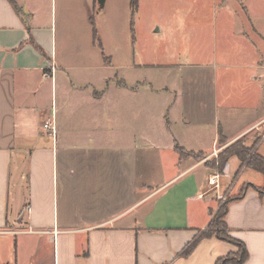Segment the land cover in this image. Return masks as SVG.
Masks as SVG:
<instances>
[{
  "label": "crops",
  "instance_id": "0c3cea01",
  "mask_svg": "<svg viewBox=\"0 0 264 264\" xmlns=\"http://www.w3.org/2000/svg\"><path fill=\"white\" fill-rule=\"evenodd\" d=\"M15 1L27 21L0 0V264H214L234 252L232 243L211 236L181 255L213 210L207 198L216 191L207 167L203 174L198 167L264 125V63L252 37L264 29L256 21L234 29L227 0H173L166 10L156 0H137L135 8L132 0ZM244 1L248 19L264 18ZM142 23L149 38L164 34L147 58L136 36L127 37ZM109 31L115 63L104 47ZM80 40L100 47L99 56L78 57ZM145 70L157 75L145 78ZM143 116L149 122L142 130ZM142 142L162 158L176 156L175 171L156 188L112 212L93 214L89 202L59 212V169L71 179L102 158L91 151L115 149L134 176ZM178 146L203 158L190 163L177 156ZM24 177L25 196L17 188ZM244 182L224 220L246 248L241 264H264V191L255 189L264 188V176Z\"/></svg>",
  "mask_w": 264,
  "mask_h": 264
},
{
  "label": "rangeland",
  "instance_id": "374dc122",
  "mask_svg": "<svg viewBox=\"0 0 264 264\" xmlns=\"http://www.w3.org/2000/svg\"><path fill=\"white\" fill-rule=\"evenodd\" d=\"M156 3H159L162 8L165 10L171 7H174L175 3L173 0H156ZM243 2V5L247 6L244 0H227V16L228 14H232L233 28L241 29L245 24L246 27L250 28V23H258V27L264 29V18H252L248 19V10H243V6L239 3ZM191 3H197L195 0H190ZM252 6L253 13H261L264 11V0H252L250 1ZM192 7H190L191 9ZM219 10V9H218ZM96 13V10L94 14ZM242 15L244 17H242ZM230 16V15H228ZM245 18V19H244ZM158 20V19H157ZM219 20V16L217 18ZM216 20V27H219V22ZM242 22H244L242 24ZM246 22V23H245ZM148 23H142L139 28V34H133V31L130 29L127 30L128 40L133 41L134 36L139 40L141 45V52L144 58L150 56L149 52H157L159 51L158 43L159 38H161L163 34L158 33L154 34L153 39L149 38L145 32L147 29L145 28ZM231 26V24H230ZM232 27V26H231ZM126 28V27H125ZM119 37H126V33L119 32ZM105 36V45L108 46V51H112V55L114 57L113 62L115 63V55L117 56V51H113L116 46V41L112 37V33L106 32ZM254 37V45L256 46L254 52L257 54L258 58L262 57L264 63V32L260 35L253 34ZM262 37V39L260 38ZM127 40V41H128ZM111 47V48H109ZM101 48L95 46V44L86 45L83 40L77 42L76 55L78 57H88L93 58L95 56H99ZM106 52V48L104 49ZM221 51V56L224 55V50ZM231 51L225 50V52ZM248 55V54H247ZM246 55V56H247ZM227 56V54H226ZM224 59V58H222ZM224 61V60H222ZM264 66V64H263ZM186 69V68H184ZM192 72L195 73V69H186L183 72ZM157 72H153V70H145L142 74L143 77L147 78L148 76L157 75ZM264 77V72L262 74ZM142 130L147 126L149 120L146 119L145 116L142 117ZM116 129V128H115ZM116 133L110 137V139L115 138ZM240 145L250 151V155H254L264 159V125L260 128V130L253 133V136L250 139L242 138L238 139ZM110 145H115L117 141H110ZM176 152L178 153V157L189 159L190 163L200 161L203 158L202 152H194L188 151L180 146L176 147ZM221 151L217 152L216 156L212 157L209 160L204 161L202 166L198 167L197 171L205 172V168L208 169V178L211 174L219 175V188H213L212 190L216 191L215 199L210 200L207 198V203L209 206L213 207L211 211V219L215 217L217 212H221L223 206L228 201L232 200L234 197L238 196L242 189L247 186L244 184L245 179L248 176H254L255 178H263V176L256 175L254 171H252L250 166L245 167V164L241 167V162L236 157L232 156L229 159L230 169L227 172V176L224 175V170L219 172L215 169L217 166V156ZM93 154L101 155L102 158L97 160H90L88 162L89 168L87 171L77 172L71 179L66 177L65 174H61L59 169L58 176V210H64L66 207L68 209V204L75 203L77 206L82 203H91V212L93 214L97 211L100 213H104L106 211L112 212L125 206L126 203L132 200V197L136 199V197H143L144 195L150 193V190L156 188L165 178L169 177L173 171H175L174 163H175V155L173 153L165 155V158H162L160 155V151L157 149H150L148 145H145L143 142L140 146V149L137 151V161H136V170L134 176L132 172L129 170L127 160H124L123 163L120 159L121 152L115 149H109L107 151H99L93 150L91 151ZM171 157V160L169 159ZM179 158V159H180ZM249 158V157H248ZM256 158V157H255ZM125 166V170L121 165ZM204 166V167H203ZM214 166V168H213ZM212 167V168H211ZM172 170V171H171ZM69 180V181H68ZM201 181L203 182V178L201 177ZM136 188L134 191H128L130 188ZM212 187V185L210 186ZM18 191L21 192L24 196L26 195L27 188V180L26 177L22 178L20 181V185ZM220 191H219V190ZM218 190V191H217ZM71 200V201H70ZM70 201V202H69ZM25 203V201H24ZM149 203L141 206L140 213L141 219L144 211L149 209ZM100 208V209H97ZM77 214L81 213V209L76 210ZM220 228H222L220 226ZM235 246V245H234ZM238 251V247L236 250L231 253H236Z\"/></svg>",
  "mask_w": 264,
  "mask_h": 264
},
{
  "label": "trees",
  "instance_id": "16d2710c",
  "mask_svg": "<svg viewBox=\"0 0 264 264\" xmlns=\"http://www.w3.org/2000/svg\"><path fill=\"white\" fill-rule=\"evenodd\" d=\"M97 1L99 5L103 3V0H97ZM8 2L10 3L14 11L20 16V18L23 19L24 22L25 20L27 21L28 14L24 12V10L16 3V1L8 0ZM136 5H137V0H132V7L135 8ZM25 24L27 26V23ZM30 42L34 45L36 49L40 51V47H38L32 39H30ZM178 153L180 154V152ZM249 153L250 151H248V149L240 145V143L237 140L221 150V152L217 156V166H215V169L218 170L219 172H222L228 159L231 156H236L241 161V165L245 164L246 166H250L251 168L260 172L264 176V159L254 155H250ZM255 189H257L259 192L264 191V188H255ZM226 204L227 203L224 204L221 212H217L215 217L209 221L205 229L198 235V237L191 240L182 249L181 255L183 256L189 255L201 238L215 236L218 239L232 243L233 245L238 247V251L234 254L229 253L224 257L218 258L214 264H227V263L241 264L243 261L246 260L247 251L244 244L239 240L232 238L228 234V227L224 220L227 210ZM220 226L222 228H220Z\"/></svg>",
  "mask_w": 264,
  "mask_h": 264
},
{
  "label": "built area",
  "instance_id": "2783aa9c",
  "mask_svg": "<svg viewBox=\"0 0 264 264\" xmlns=\"http://www.w3.org/2000/svg\"><path fill=\"white\" fill-rule=\"evenodd\" d=\"M44 126V128H48V124L46 123V124H44L43 125ZM51 129H53V128H51ZM207 182H208V185L209 186H211L212 185V187H211V189H213L214 187L215 188H219V175L218 174H211L210 176H209V178L207 179ZM219 190V189H218ZM217 190V191H218Z\"/></svg>",
  "mask_w": 264,
  "mask_h": 264
}]
</instances>
